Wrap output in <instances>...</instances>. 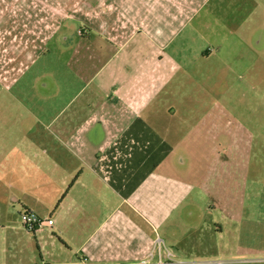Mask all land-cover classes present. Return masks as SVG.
Masks as SVG:
<instances>
[{"label": "crops", "instance_id": "obj_1", "mask_svg": "<svg viewBox=\"0 0 264 264\" xmlns=\"http://www.w3.org/2000/svg\"><path fill=\"white\" fill-rule=\"evenodd\" d=\"M7 24L31 60L69 28L79 39L39 130L0 134L47 190H21L24 211L54 220L33 244L21 219L0 223L2 264L132 263L158 239L186 264H264L261 237L233 260L217 245L264 184L249 168L264 155V0H0Z\"/></svg>", "mask_w": 264, "mask_h": 264}, {"label": "rangeland", "instance_id": "obj_2", "mask_svg": "<svg viewBox=\"0 0 264 264\" xmlns=\"http://www.w3.org/2000/svg\"><path fill=\"white\" fill-rule=\"evenodd\" d=\"M17 33L20 31L11 25L0 26V34L4 36H0V134L8 133L11 137L22 131L39 130L40 126L34 121L35 117L43 115L42 109L46 102L54 100L55 95L60 93L58 85L69 82L70 74L74 77L67 63L73 44L79 39L77 30L69 28L65 33H68L66 37L70 38V41L64 42V35L56 44L52 43L45 47L42 43L44 54L31 60V57H26V51L34 44L13 41L11 34ZM44 83L50 84L46 91L42 89ZM67 95H70V92H64L63 97H70ZM240 105L242 109L239 110L247 114L245 99ZM53 106L52 104L50 114L56 110ZM255 111L256 115L261 114L262 108L255 106ZM7 148V143L0 140V223L10 224L15 219L19 222L20 213L24 211L22 204L19 203L23 195L21 190H26L28 193L36 192L31 194L35 197L45 195L44 192L47 190L42 189L44 192L41 193L37 190L34 186L35 181L33 182L35 170L30 168L29 161L22 163L23 155L7 156ZM249 157H251L250 178L264 182V155L250 154ZM246 196L253 197V200H264V184L260 183V186L255 185L253 188L249 186ZM45 197L47 198V195ZM252 199L246 200L244 219L238 223L237 229L234 230L233 226L221 239L218 238L217 245L221 244L224 248L222 259H235L236 256L231 255L236 252L238 246L256 247L260 237L264 241V205L259 203L255 207L249 202ZM250 205L255 209L256 214L259 213L260 223L256 221L250 223L251 218L248 213ZM6 233L0 229V246L7 242V238L9 242L11 241L9 233ZM29 234L33 244L35 234L33 232ZM247 253L249 252L243 251L240 253L243 256L238 257L248 258L250 255ZM4 254L5 252L0 250V264L4 263L2 261Z\"/></svg>", "mask_w": 264, "mask_h": 264}, {"label": "built area", "instance_id": "obj_3", "mask_svg": "<svg viewBox=\"0 0 264 264\" xmlns=\"http://www.w3.org/2000/svg\"><path fill=\"white\" fill-rule=\"evenodd\" d=\"M21 221L23 226L29 232L36 233L45 227L52 226L54 220L52 218L42 219L38 215L23 211L21 213ZM156 256V258H155ZM176 256L163 245L161 240H157L154 249L143 259L125 264H186L184 261H179ZM87 260L81 261L82 264H90ZM213 264H222L221 262H215Z\"/></svg>", "mask_w": 264, "mask_h": 264}, {"label": "trees", "instance_id": "obj_4", "mask_svg": "<svg viewBox=\"0 0 264 264\" xmlns=\"http://www.w3.org/2000/svg\"><path fill=\"white\" fill-rule=\"evenodd\" d=\"M72 67H73L75 70H79V66H77L74 62L72 63Z\"/></svg>", "mask_w": 264, "mask_h": 264}]
</instances>
